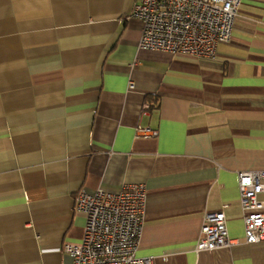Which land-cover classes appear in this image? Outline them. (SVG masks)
I'll return each instance as SVG.
<instances>
[{
	"label": "crops",
	"instance_id": "crops-1",
	"mask_svg": "<svg viewBox=\"0 0 264 264\" xmlns=\"http://www.w3.org/2000/svg\"><path fill=\"white\" fill-rule=\"evenodd\" d=\"M135 2L0 0V264H69L76 195L132 184L138 257L264 264V241L195 252L224 205L244 236L237 174L264 170V0H241L211 60L139 49Z\"/></svg>",
	"mask_w": 264,
	"mask_h": 264
},
{
	"label": "built area",
	"instance_id": "built-area-1",
	"mask_svg": "<svg viewBox=\"0 0 264 264\" xmlns=\"http://www.w3.org/2000/svg\"><path fill=\"white\" fill-rule=\"evenodd\" d=\"M240 5L241 0H136L131 17L141 23L138 48L214 59L218 45L232 38ZM133 86L130 82L129 87ZM138 132L144 138L157 135L147 128ZM237 178L244 236L229 239L224 205L205 214L196 253L264 241V170L239 172ZM146 197L141 184L117 192L78 193L74 210L84 216L85 225L79 241L63 245L69 264H154L153 258L136 255Z\"/></svg>",
	"mask_w": 264,
	"mask_h": 264
}]
</instances>
